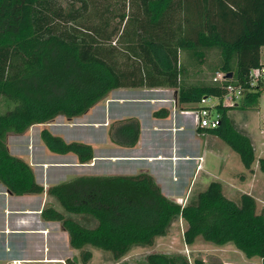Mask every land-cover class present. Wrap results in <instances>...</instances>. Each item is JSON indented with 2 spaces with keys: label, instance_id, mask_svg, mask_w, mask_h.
Returning a JSON list of instances; mask_svg holds the SVG:
<instances>
[{
  "label": "trees",
  "instance_id": "obj_1",
  "mask_svg": "<svg viewBox=\"0 0 264 264\" xmlns=\"http://www.w3.org/2000/svg\"><path fill=\"white\" fill-rule=\"evenodd\" d=\"M128 1L131 8L117 14L123 26L107 32L108 18L101 23L98 16L100 24L90 26L93 0H0V96L10 104L0 110V182L10 192L38 194L44 187L36 181L31 166L9 152L7 133H25L58 115L80 116L120 87H169L176 90L178 103H197L205 95L221 97L228 83L241 85L244 95L240 102L215 105L219 124L206 132L224 141L244 168L251 169L253 143L234 127L228 111L258 104L261 88H247L250 70L264 65L260 54L264 0ZM104 7L113 12L111 4ZM188 9L190 19L182 14ZM188 22L191 27L187 28ZM115 33H119L118 45L126 61L130 60L125 67L111 46ZM101 38L108 44L103 45ZM213 52L217 56L214 70L224 73L225 79L188 82L189 75L203 71ZM168 113L161 108L153 115L165 117ZM108 135L114 144L132 147L138 141L140 123L133 117L114 121ZM40 137L52 153H73L80 163L94 157L91 145L66 142L46 128L40 130ZM258 167L264 172V157L258 159ZM46 191L65 212L96 220L95 226L87 227L51 205L41 211L44 220L61 223L71 247L80 250L81 264L92 258L91 251L83 249L86 245L110 253L114 261L126 256L134 245H153L176 216L186 223L185 244L198 238L216 245L232 243L246 257H259L264 264V208L257 212L256 200L249 193H242L239 202L230 199L219 181H211L197 194L195 203L187 204L166 197L147 172L80 175ZM140 261L190 264L186 255L178 253L152 252ZM66 263L76 264L70 259ZM194 264L205 263L196 259Z\"/></svg>",
  "mask_w": 264,
  "mask_h": 264
},
{
  "label": "crops",
  "instance_id": "obj_2",
  "mask_svg": "<svg viewBox=\"0 0 264 264\" xmlns=\"http://www.w3.org/2000/svg\"><path fill=\"white\" fill-rule=\"evenodd\" d=\"M176 96V90L169 87H120L111 90L80 116L59 119L58 115L50 122L38 124L45 125L44 128L66 142L91 145L94 157L80 163L73 153L50 152L42 139L40 146L28 140L25 161L44 191L16 195L0 182V264H10L13 260H21L24 264H67V259L81 264L80 250L71 247L61 223L41 217L42 209L51 205L66 217L86 220L89 224H81L87 227L96 225V220L89 215L65 212L57 199L46 191L51 185L80 175L147 172L166 197L181 204L195 203L197 194L214 180L222 184L225 194V186L230 181L227 176L236 175L233 164L239 165L237 158L220 138L197 125V103H178ZM161 108L168 109V115L154 116L153 113ZM236 111H228L235 128L231 112ZM130 117L140 123L137 143L132 147L114 144L108 135L109 125ZM60 127L68 129V134ZM73 130L82 132L86 138L73 139L69 135ZM238 130L251 139L246 130ZM36 145L41 149L37 146L36 150ZM83 249L91 251L92 258L87 263L91 264L93 249L98 248L86 245Z\"/></svg>",
  "mask_w": 264,
  "mask_h": 264
},
{
  "label": "rangeland",
  "instance_id": "obj_3",
  "mask_svg": "<svg viewBox=\"0 0 264 264\" xmlns=\"http://www.w3.org/2000/svg\"><path fill=\"white\" fill-rule=\"evenodd\" d=\"M95 6L91 7V10H94L92 14L89 15L91 18L90 26L98 25L101 23L103 18L109 19V26L106 29L107 32L114 31L119 25L117 14L126 10V12L131 8L128 0H93ZM111 4L113 6V12L109 13L105 9V5ZM65 5H67L65 3ZM78 6V4H76ZM186 19L191 18L192 12L188 11L182 13ZM100 16V20H97V17ZM191 23L188 22L187 28L191 27ZM121 30V29H120ZM117 34V33H115ZM113 34V35H115ZM118 35H115L111 40V46H115V52L119 62L122 64V67L126 66L125 63L130 64V60L126 61L124 50L121 49V45H118ZM103 45H107L108 42L103 38L100 39ZM217 61L216 53H210L208 60L205 65L202 67L203 71L197 75H189L187 81L190 83H199V82H212V78L216 75L214 70V63ZM261 62L264 63V47L261 50ZM9 102L0 96V110H4L9 107ZM234 116V124L238 129L246 130L251 136L252 143L255 147V159L251 165V169H245L239 159L238 154L233 151L224 141L223 144L229 149L232 150L233 154L237 158V163L239 165L233 164L236 175L227 176L230 181L234 182L233 184L229 183L225 186V195L230 199H233L236 202H239L240 195L242 193L251 194L256 200V210L260 212L264 208V172L259 170L258 159L264 157V87L260 90V97L258 99V104L253 108L246 109H237V111L231 112ZM59 119H63V115L58 116ZM46 127L45 125H34L27 132L22 134L16 133H7L5 142L9 152L12 155H16L24 160H26V155L28 154V140L32 143H40L41 138L39 136V131L41 128ZM61 130H66L63 127H60ZM61 133V132H60ZM69 134L73 139H83L86 138L82 132H77L73 130ZM64 134V131H62ZM68 134V133H67ZM67 135V137L69 136ZM69 139V138H68ZM36 145V150L40 146ZM38 146V147H37ZM41 148L39 147V150ZM236 163V164H237ZM244 168V169H243ZM234 171V172H235ZM69 179V178H68ZM235 184V185H234ZM80 215V214H78ZM76 218V221L82 222L84 224H89L86 220ZM94 226V224H91ZM185 229V222L181 217L176 216L169 225L166 234L164 236H159L155 239V242L151 246L147 245H134L132 249L128 252L126 256L121 258L118 261H114L110 253L106 251H100L98 249H93V261L91 264H143L141 263V258L152 252H161L166 254H183L186 255L190 264H194V260L200 259L205 264H262L259 257H246L240 250H238L232 243H227L224 245H216L203 241L201 238H198L193 244L187 245L183 241V231Z\"/></svg>",
  "mask_w": 264,
  "mask_h": 264
},
{
  "label": "built area",
  "instance_id": "obj_4",
  "mask_svg": "<svg viewBox=\"0 0 264 264\" xmlns=\"http://www.w3.org/2000/svg\"><path fill=\"white\" fill-rule=\"evenodd\" d=\"M215 82L225 79V74L217 72L212 78ZM264 86V65L254 67L249 73L248 91H255ZM224 94L221 97L205 95L202 96L196 107L197 125L204 129L216 128L219 124L220 113L215 105H234L240 102L244 95V89L239 84L228 83L224 86ZM10 264H24L21 260H13Z\"/></svg>",
  "mask_w": 264,
  "mask_h": 264
}]
</instances>
